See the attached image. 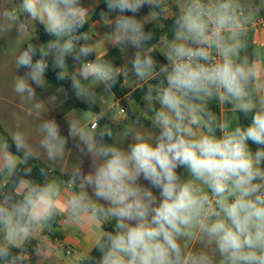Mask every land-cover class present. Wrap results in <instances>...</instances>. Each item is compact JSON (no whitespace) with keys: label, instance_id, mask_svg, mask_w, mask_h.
Segmentation results:
<instances>
[{"label":"clouds","instance_id":"obj_1","mask_svg":"<svg viewBox=\"0 0 264 264\" xmlns=\"http://www.w3.org/2000/svg\"><path fill=\"white\" fill-rule=\"evenodd\" d=\"M101 3L94 40L84 29ZM261 13L264 0L0 5V40L15 33L11 90L29 113L45 109L48 71L84 105L66 132L42 119L35 144L18 119L0 136V264L50 258L61 217L73 236L95 232L89 253L64 252L69 264H264V46L249 41ZM169 19L157 40L151 23ZM37 27L47 41L33 42ZM113 48L127 61L107 58ZM123 86L138 101L114 102ZM73 148L82 163L54 173ZM39 160L48 167L33 179Z\"/></svg>","mask_w":264,"mask_h":264},{"label":"rangeland","instance_id":"obj_2","mask_svg":"<svg viewBox=\"0 0 264 264\" xmlns=\"http://www.w3.org/2000/svg\"><path fill=\"white\" fill-rule=\"evenodd\" d=\"M11 3V0H0V5ZM35 29H31V33L35 35ZM92 30H90V33ZM26 46V45H25ZM16 50V42H15V33H5L3 34V39L0 40V124L5 129L6 132L9 129H13L15 127L16 120L20 121V128L24 131L30 141L35 144L39 139V133L37 132V126L42 119L55 117L59 123H61L62 127L66 132V122L70 119L77 118L80 116L79 109L69 110V100L70 97L68 95L67 90L61 86L57 81L51 80L46 77V84L43 88H37V97L45 104V109L41 113L39 118H36L34 114L29 113L30 104L27 102H22L11 90V78L13 75V66L12 59ZM157 50L160 51L159 46H157ZM128 58V54L124 53V61L126 62ZM69 64H71V60H69ZM24 70L21 69L22 73ZM132 90L135 86H127ZM67 93V95H66ZM55 97V99H53ZM116 98L114 99L115 102ZM134 101H131V104ZM235 119L237 120V113L234 114ZM0 136L2 134L0 133ZM45 162V161H44ZM46 163V162H45ZM82 163V159L73 148L70 153L66 154V157L63 161L59 162L58 166L55 167L54 170L62 172L66 175H69L73 168ZM1 187V185H0ZM66 226H63V230H65ZM70 234L73 238H80V235H72V232L65 233ZM50 241V238L48 239ZM90 240V239H89ZM94 240V239H93ZM93 240L89 242L87 245V249L83 251V255L87 254L86 252L92 246ZM79 243V242H78ZM57 244H59L57 242ZM57 246V245H56ZM60 247V246H59ZM64 249H57L58 256L65 259Z\"/></svg>","mask_w":264,"mask_h":264},{"label":"crops","instance_id":"obj_3","mask_svg":"<svg viewBox=\"0 0 264 264\" xmlns=\"http://www.w3.org/2000/svg\"><path fill=\"white\" fill-rule=\"evenodd\" d=\"M83 2L85 3V5H87L90 2V0H83ZM151 24L159 25L161 24V21H153ZM90 30H92V32L90 33V35L92 36V39L99 40L100 36L96 35V33L99 32L102 34L105 29H103L97 21L93 24V26L88 31ZM249 31H250V36H249L250 43L258 47L264 46V13H261V15L256 19V22L254 23V25L250 27ZM133 90H136V89L134 88ZM131 101L132 100L129 101L130 104H131ZM235 113L236 112L231 110L229 107L221 105V117L231 120L233 123V126L237 123V120L234 117ZM56 171L57 170H54V173H57ZM0 185L1 187L3 186L2 179H1ZM58 225L59 226L57 228V231L61 234V238L56 239V243H54L51 237L47 235V237L50 238V241L46 240L45 243H47L52 248V255L50 258L43 260L41 264H69L71 257L65 256V259H62V257L58 256L57 249L61 247L67 252L71 251V253L76 252V253L83 255V251L87 249V245H89L90 240L92 241L95 238V232L92 231L91 229H80L76 234V235H80V238H73L70 236V234L68 235L65 234L66 232L67 233L73 232L72 226L67 223L65 218L61 217ZM63 226H66L65 230H63L62 228ZM57 242L59 244H57ZM91 248L92 246L90 247V249H88L86 253H89L91 251Z\"/></svg>","mask_w":264,"mask_h":264},{"label":"trees","instance_id":"obj_4","mask_svg":"<svg viewBox=\"0 0 264 264\" xmlns=\"http://www.w3.org/2000/svg\"><path fill=\"white\" fill-rule=\"evenodd\" d=\"M101 8H103V4H101L97 8V10H96L97 11V16L94 17L93 22H91L89 26L85 27V29H84L85 31H88L93 26V24L99 20L98 13L101 10ZM170 24H171V20L169 19L167 24L164 23L163 21H161V24H159V25H155V24H151L150 25L152 27L153 31L156 33L157 40H158L160 35L168 32V26ZM168 34L171 35L170 33H168ZM35 35H38L39 39H38V41L34 40L33 42H45V41H47L49 39V37L46 34H44L42 32V30H39L38 27L35 30ZM107 58L113 59L114 62H116L118 64L119 63H123V61H124V52H119L115 48H113L109 52V56ZM46 77L51 79V80L57 81L56 74L53 71L46 72ZM57 82L61 86H63L68 92V95L70 97V100L68 102L69 103V110L81 109V108L84 107V105H81L80 101H78L75 98L74 94H72L71 89L69 88V82H67V81H57ZM115 91L117 93L116 99L119 100L120 102H122L125 106L131 105L130 102H129L130 100L138 101V97L140 95L136 90H132V89L128 88L127 86H123L121 88L115 89ZM213 107L218 112V114L221 116V105H215L214 104ZM135 114L139 115V113H137V112ZM237 117H238L237 122H241V123H245V124L247 123L246 120H243L242 118L239 117L238 113H237ZM0 133L2 135L7 134V132L2 127L1 124H0ZM40 167H48V165L42 160L37 161L36 162V168L34 169L33 174H32V178L33 179H39L40 178L39 177V171H38ZM56 172L57 173H61L59 171H56ZM64 175H65V178H67L68 175H66V174H64ZM0 182H1V179H0ZM10 187L11 186H9V188ZM4 191H5L4 186H2L0 188V198H2ZM59 221H60V218H58V222H57V224H56V226H55V228H54V230L52 232L46 233V235H49L51 237V239H52V241L54 243H56V239H60L61 238V234L57 231V228L59 226L58 225ZM25 255L28 256V258L25 260V264H35V259L34 258H32L28 253H25Z\"/></svg>","mask_w":264,"mask_h":264},{"label":"built area","instance_id":"obj_5","mask_svg":"<svg viewBox=\"0 0 264 264\" xmlns=\"http://www.w3.org/2000/svg\"><path fill=\"white\" fill-rule=\"evenodd\" d=\"M119 101V100H118ZM69 253H71V251H68Z\"/></svg>","mask_w":264,"mask_h":264}]
</instances>
